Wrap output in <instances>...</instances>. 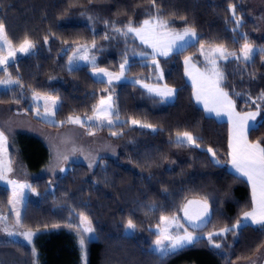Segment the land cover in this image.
<instances>
[{
  "label": "trees",
  "instance_id": "trees-1",
  "mask_svg": "<svg viewBox=\"0 0 264 264\" xmlns=\"http://www.w3.org/2000/svg\"><path fill=\"white\" fill-rule=\"evenodd\" d=\"M245 1L155 0L153 7L152 0H0V22L12 45L19 46L25 38L35 44L34 51L0 70V76L19 81L0 89V104L17 105L20 108L13 112L63 128L70 124L69 117L92 115L103 96L113 95L117 117L123 120L96 128L119 143L117 157L102 156L94 168L73 162L63 173L32 181L37 200L27 199L20 227L41 232L36 250L21 241L2 240L0 264H83L81 236L87 264H234L250 259L264 247L260 226L242 223L243 213L252 208L251 188L246 179L228 168L229 123L208 115L196 103L183 63L188 55L199 57L202 43L222 44L234 53L245 42L264 43V38L255 35L256 26ZM233 5L240 26L231 14ZM157 11L171 28L189 27L199 36L197 43L158 57L162 82L176 88L172 102H164L136 83L97 80L90 72L91 65L67 68L76 44L95 43L93 50L99 56L95 67L118 71L126 61L130 76L161 81L159 67L150 62L152 56L139 54L147 48L132 33L122 34L129 21L139 26ZM219 67L225 76L222 87L239 111L260 106L258 127L249 130L248 138L264 142V103L258 99L264 93V55L259 51L247 63L230 57L220 61ZM34 92L60 98L56 110L59 123L34 116ZM131 120L152 128L132 125ZM112 131L116 135L109 133ZM183 132L191 133L199 146L177 144L175 137ZM26 140L28 166L36 169L46 157L45 150L34 139ZM208 149L215 152L214 157ZM10 197L11 189L0 183V213L13 222ZM189 199L207 200L210 223L192 229L200 235L193 244L162 259L151 247L159 234L156 226L161 217L180 215ZM82 215L91 222L95 239L86 238L80 225ZM129 219L136 225L132 234L125 233ZM237 221H241L240 228L213 235L209 241V233H219ZM213 242L221 247H214Z\"/></svg>",
  "mask_w": 264,
  "mask_h": 264
},
{
  "label": "snow or ice",
  "instance_id": "snow-or-ice-1",
  "mask_svg": "<svg viewBox=\"0 0 264 264\" xmlns=\"http://www.w3.org/2000/svg\"><path fill=\"white\" fill-rule=\"evenodd\" d=\"M153 7H155V0H152ZM231 14L234 18V22L237 26L241 25V18L236 15L235 5L231 6ZM83 14V13H82ZM91 19V17H89ZM126 31H123L120 28H115L114 31L122 32L123 35H128L129 33L135 34L136 37H139L140 41L143 44L148 45L153 49L151 53L153 63L159 67V63L156 60V56H168L173 48V44L176 40H186L189 37H195L196 32L194 29L185 28L183 32H174V31H165L168 29V22L165 21L159 11H157L156 15L151 19H146L142 22L139 27H134L132 22L129 21L125 26ZM236 29H233L235 31ZM108 37L106 36L105 39ZM92 47H95V43H93ZM35 48V44L30 40L25 38L22 43H20L19 48L16 49L13 47L12 42L8 39L6 26L3 22H0V53L7 50V55H0V65H7L9 63L10 57H15L16 52L20 53H30ZM83 49L84 54L77 56L76 53H73L72 59L69 60L71 64L75 59L88 60L89 57L87 55L88 48L85 45H81L80 48L77 49L79 52ZM255 49L245 42L240 52L242 56L237 55L234 52L227 51L226 48L222 46L215 47L210 49V55L206 56L205 59L211 65L210 68H207L204 72H201L199 69L189 70L188 75L193 81V85L195 88V97L197 102H203L204 108L208 112H213L217 116L226 115L229 119V122L232 125L231 139L229 142V157L232 168L238 173L240 176L246 178L247 182L251 187V203L252 210L246 211L243 213V221H250L254 225L260 226V229L264 231V142L260 140L250 141L248 139V131L250 128L255 130L258 125L253 123L249 124V121L255 122L256 117L260 115L259 105H256L257 111L255 112H245L240 113L236 111L235 102L229 96V93L224 90L222 87V82L225 79L224 73L218 68L217 60H227L230 56L235 60H243L245 63L251 61L255 55ZM262 55H264V49H260ZM218 54V56H217ZM141 55H149V53H141ZM92 63L94 64V58L92 59ZM126 63V61H125ZM125 63L120 65V73L114 74L108 72L106 69H98L97 74L102 73L109 77L108 83L110 84L113 79L119 80L123 77ZM190 58L185 60V64L189 65ZM162 73L160 78H162ZM19 83V81H13L11 79L8 80H0V84H12ZM145 88L148 89L149 92L155 93L161 97H169L175 94V90L169 88L167 85H164L162 88L157 86H149L147 84L144 85ZM236 95H240L236 93ZM40 98V97H37ZM50 99L52 101V106L55 107L56 101L54 98H45ZM261 103H264V93L258 97ZM255 103V102H253ZM45 110H48V106L45 105ZM96 113L95 119L106 121L108 125L113 124L112 116V104H111V96H108L107 99H101L100 105L94 109ZM118 118V117H117ZM87 119L91 120L93 117H88ZM70 123L80 124L82 121L79 117L73 119L69 117ZM133 124H140L137 120H132ZM141 127L152 128L150 124H141ZM155 130V129H153ZM116 135V133H113ZM187 143L189 145H196V138H194L191 133L183 132L177 133V144ZM7 137L0 132V152L6 151ZM197 147L199 145H196ZM209 152L212 153V156H215V152L212 149H208ZM219 163V161H215ZM5 170L11 171L10 168H5L4 161L0 159V180L5 179L4 172ZM63 170V169H62ZM9 184L14 185L13 197L12 201L13 209H16V205L22 201L23 195L22 190L24 188L31 189V185L21 184L14 180H8ZM35 191V189H31ZM197 206L195 209L192 206ZM184 215L193 225L194 228H199L203 223H210V220H206L209 217V204L206 199L204 200H189L187 204L183 208ZM16 222L20 223V212L19 210L15 211ZM7 219L6 217H0V221ZM81 223L87 224V227L83 228V232L90 233L94 232V229L91 227V222L88 220L86 216H81ZM161 222L164 224V227L160 231V239L156 240V245L158 247V251L161 254V258L167 257L169 254L176 252L179 249H183L186 245L193 244L197 237L194 236L191 232H188L186 229L184 230L183 235L176 234L173 235L169 231L170 225L176 223L175 218L169 219L168 217H161ZM178 227H182V225H178ZM241 227V221H237L232 227H225L221 229L219 233H209L208 239L212 241L213 235H221L227 234L229 232H234L236 229ZM128 229H135L136 225L133 223L131 219L127 222ZM13 233H9L12 235ZM20 235L24 236L28 241H31L34 233L31 231H25L20 233ZM169 241L168 245H164L163 241ZM79 244L81 246L82 251V261L83 264H87V253L85 250V240L83 236H81L79 240ZM214 247L220 248L221 245L219 243L213 242ZM35 254V253H33Z\"/></svg>",
  "mask_w": 264,
  "mask_h": 264
},
{
  "label": "rangeland",
  "instance_id": "rangeland-1",
  "mask_svg": "<svg viewBox=\"0 0 264 264\" xmlns=\"http://www.w3.org/2000/svg\"><path fill=\"white\" fill-rule=\"evenodd\" d=\"M245 4L247 7L248 15L254 21L255 26H256L255 35L259 39H263L264 38V0H246ZM139 26H134V27H139ZM185 28L175 29V28H171V26H168V29H166L165 31L183 32ZM133 35L141 44H143L140 41L139 37H136L135 34ZM198 37H199L198 33L196 32L195 37H189V38H186V40H176L173 44V48L170 54H172L173 52L183 50L190 44L197 43ZM249 44L253 47V49L256 50L255 54L259 52L260 49H264V43H249ZM81 45L87 46L88 48L87 55L89 59L88 60L75 59L70 64L69 60L72 59L73 53H76L77 56L84 54L83 49L77 52V49L80 48ZM143 45L147 48L146 53H149V55H151V53L153 52V49L146 44H143ZM218 46H222L226 48L222 44H203L202 43L199 45V57L195 58L194 56H191V55L186 56L183 59L185 77H186V80L193 86L192 93H193V98L196 101V103L199 106H201L208 115H213L217 119H220V120H226L228 121L229 125H231L226 115L217 116L213 112H208L204 108L203 102H197L196 97H195V88L193 85V81L187 74L189 70L199 69L201 72H204L207 68H210L211 65L208 63L205 57L210 55V52H209L210 49H213ZM13 47L16 49L19 48V46L17 47L13 46ZM34 50L35 48L32 51ZM26 54L28 53H20L19 51H17L15 57L9 58L8 64L15 62L19 57H22ZM139 54L140 56H144V55H141V53ZM236 54L242 56V53L240 51ZM0 55H7V50L5 49V51L0 53ZM158 57H161V56H156L157 61H158ZM93 58H94V64L92 63ZM189 58H190V63L189 65H186L185 60ZM220 61H223V60L222 59L217 60V65L219 69H220L219 67ZM98 62H99V56L96 55V53L94 52L92 45H89L87 43H78L75 45V47L73 48V50L71 51L68 57L67 68L73 69L81 65H91L94 67V68H91L90 70L92 76L97 80L106 81L107 83H108L109 77L106 75H103L102 73L97 74L98 69H106L108 72L114 73V74L120 73V68L118 71H113V69L108 68V67H95V64H97ZM150 62L153 63V60L150 59ZM122 63H125V62H121V64ZM7 65H0V70L5 69ZM192 66H194V69L192 68ZM128 67H129V63L126 62L123 77L119 80L113 79L111 84L119 83V82L120 83H125V82L136 83L140 85L141 87H143L146 91H148V89L144 87L145 84L149 86H157L161 88L164 85H167L166 83L162 82L163 75H162V78H160L161 73L163 74L160 67L158 68L159 70H158L157 77H159V80L161 81H158V82L145 81L139 77L130 76L129 74H127ZM8 79L16 81L15 78H12L10 76H0V80H8ZM13 84L15 83L0 84V89L7 88ZM167 86L175 90V94L173 96H169L165 98V97L156 95L155 93H152L149 91L148 92L155 96L160 97L164 102H172L176 96V88L170 85H167ZM108 96H111V104H112L111 118L114 121L112 125H108L106 121L95 119L96 113L94 112L92 115L71 116L73 119H75L76 117H79L80 120L82 121V123L80 124L70 123L63 128H55L49 125L37 123L31 117H29L28 115L24 113L13 112L14 109L18 110L20 108L17 105L0 104V132H3V134L7 137V144L5 146L6 151L0 152V159L4 161L6 169L7 168L11 169V171L5 170L4 172L5 179L3 180L7 182L6 185L9 186L11 189L10 206H11V211L13 213V222H9L7 219L0 221V241L2 240L3 241H6V240L21 241L35 248L37 237L41 233L39 231L21 229L20 227L25 203L28 198H31L32 200H37V192L32 191L31 190L32 187L31 189L24 188L22 190V195H23L22 201L16 205V209H13L12 201L14 200V197H13L14 185L9 184L8 180L15 179L17 180L18 183L31 185L32 181L38 177L47 176V175L55 176L57 174L63 173L64 171H66L69 165L73 162H81V163L86 164L90 168H94L100 157L102 156L117 157L118 156V153L120 150L119 143L115 139L111 138L108 134H105L104 132H99L96 130V128L100 127L99 125L113 126L116 123L123 121L121 118L119 117L117 118L118 107H117L116 98L113 95H106V96H103L102 98L107 99ZM37 97H40V98H37ZM49 97L55 99L56 101L55 107L52 106V101L50 99H45ZM32 101L35 103V105L31 106L33 109L34 116L50 124L59 123V121L56 118V110L60 103V98L58 96L34 92L32 94ZM45 105L48 106L47 111L45 110ZM99 105H100V101H99ZM236 111L240 113H245L249 111L255 112L257 111V109H248L245 111H239L236 108ZM88 117H93V119L89 120L87 119ZM259 120H260V115L256 117L255 122L249 121V124L250 125L253 123L258 124ZM131 124L140 126L142 123L133 124L131 120ZM109 133L113 134L116 132L112 131ZM27 138H31L39 142L43 146L45 150V155H46L41 165L37 167L36 169L32 168L33 170L29 168L28 166V162L26 159L25 151H24L25 148L28 149V146L25 145V143L27 142L26 140ZM175 138L177 139V135ZM34 155L36 157H39V155L36 152ZM32 158H34L33 155H32ZM16 210H19L20 212V223L19 224H17L16 222V215H15ZM175 216H168V218L172 219ZM0 217H5V216L0 213ZM80 225H81L82 230L84 227L88 226L87 224H82L81 222H80ZM91 227L93 228L92 224H91ZM163 227H164V224L162 222L158 226H156L155 230L159 234L158 236L155 237L151 245V247L159 254L160 252L157 250L159 246H157L155 242L157 239L161 238L160 231ZM134 230L135 229H128L127 224H126V227H125L126 234H132ZM25 231H31L32 233H34V235L31 238V241H28L24 236L20 235V233L25 232ZM169 231L173 235H176V234L183 235V233H181L182 231L180 232L179 229H176L171 226L169 227ZM9 233H13V234L9 235ZM191 233L194 236H196L198 239L199 235H196L193 232ZM84 234L87 239L92 240L96 238L95 232H90V233L84 232ZM163 243L164 245H168L170 242L165 240L163 241ZM261 254L264 255V247L261 248L250 259L244 260V261H237V262H234V264H259Z\"/></svg>",
  "mask_w": 264,
  "mask_h": 264
},
{
  "label": "crops",
  "instance_id": "crops-1",
  "mask_svg": "<svg viewBox=\"0 0 264 264\" xmlns=\"http://www.w3.org/2000/svg\"><path fill=\"white\" fill-rule=\"evenodd\" d=\"M250 130V129H249ZM231 132H232V126L231 125H229V142H230V139H231ZM248 134H249V131H248ZM249 139V138H248ZM251 141V140H250ZM229 151H230V149H229ZM228 168L231 170V171H233L234 173H236L235 172V170L232 168V165H231V163H230V160H229V163H228ZM237 175H239L238 173H236ZM240 176V175H239ZM242 177V176H241ZM14 181H17V180H15V179H13ZM0 183L1 184H3V185H6V181H4V180H0ZM7 186V185H6ZM9 187V186H8ZM10 188V187H9ZM251 188V187H250ZM189 200H199V199H189ZM189 200H187L186 201V203L184 204V206L187 204V202L189 201ZM10 204V203H9ZM184 206H183V208H184ZM197 206H195V205H193L192 206V208L193 209H195ZM10 209H11V206H10ZM252 210V208L249 210V211H251ZM209 217H207L206 218V220H209V218H210V215H211V209H210V206H209ZM13 214V213H12ZM173 218H175V220H176V223L175 224H173V225H170L171 227H174V228H176V229H179V231L181 232V233H184V230L186 229L188 232H193V233H195L196 235H199L195 230H192V229H199V228H201V227H203L206 223H203L199 228H194L193 227V225L191 224V223H189V221L187 220V218L185 217V215H184V211H183V209H182V211H181V214L180 215H176L175 217H173ZM172 218V219H173ZM22 219V218H21ZM171 220V219H170ZM242 223H251L250 221H243V217H242ZM252 224V223H251ZM178 225H182V227H178ZM199 237H200V235H199ZM198 237V238H199ZM263 256L264 255H260V263L259 264H261V261H262V259H263ZM258 257V256H257ZM256 257V258H257Z\"/></svg>",
  "mask_w": 264,
  "mask_h": 264
},
{
  "label": "water",
  "instance_id": "water-1",
  "mask_svg": "<svg viewBox=\"0 0 264 264\" xmlns=\"http://www.w3.org/2000/svg\"><path fill=\"white\" fill-rule=\"evenodd\" d=\"M261 264H264V256H263V259H262V261H261Z\"/></svg>",
  "mask_w": 264,
  "mask_h": 264
},
{
  "label": "bare ground",
  "instance_id": "bare-ground-1",
  "mask_svg": "<svg viewBox=\"0 0 264 264\" xmlns=\"http://www.w3.org/2000/svg\"><path fill=\"white\" fill-rule=\"evenodd\" d=\"M38 123V122H37Z\"/></svg>",
  "mask_w": 264,
  "mask_h": 264
}]
</instances>
